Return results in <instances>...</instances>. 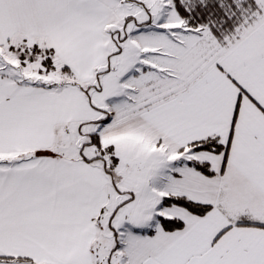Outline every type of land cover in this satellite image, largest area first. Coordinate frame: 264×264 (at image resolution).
I'll return each instance as SVG.
<instances>
[{
	"label": "snow or ice",
	"instance_id": "1",
	"mask_svg": "<svg viewBox=\"0 0 264 264\" xmlns=\"http://www.w3.org/2000/svg\"><path fill=\"white\" fill-rule=\"evenodd\" d=\"M0 264H264V0H0Z\"/></svg>",
	"mask_w": 264,
	"mask_h": 264
}]
</instances>
